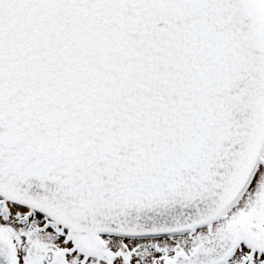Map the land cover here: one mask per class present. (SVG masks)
<instances>
[{"label": "snow or ice", "instance_id": "snow-or-ice-1", "mask_svg": "<svg viewBox=\"0 0 264 264\" xmlns=\"http://www.w3.org/2000/svg\"><path fill=\"white\" fill-rule=\"evenodd\" d=\"M0 264H264V0H0Z\"/></svg>", "mask_w": 264, "mask_h": 264}]
</instances>
